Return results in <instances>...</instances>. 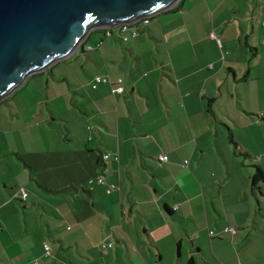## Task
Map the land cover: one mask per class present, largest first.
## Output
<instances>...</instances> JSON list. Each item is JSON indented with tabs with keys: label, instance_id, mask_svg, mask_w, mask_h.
Returning <instances> with one entry per match:
<instances>
[{
	"label": "crops",
	"instance_id": "0c3cea01",
	"mask_svg": "<svg viewBox=\"0 0 264 264\" xmlns=\"http://www.w3.org/2000/svg\"><path fill=\"white\" fill-rule=\"evenodd\" d=\"M149 20L125 43L91 32L68 58L82 60L80 89L61 75L71 97L48 82L52 97L26 109L32 126L0 124V264L206 263L202 235L227 227L238 233L209 232L230 252L212 249L214 263L253 251L264 264V183L252 190L256 166L264 174V0H181ZM96 76L123 78L128 94L93 89ZM109 152L118 163L102 161Z\"/></svg>",
	"mask_w": 264,
	"mask_h": 264
},
{
	"label": "water",
	"instance_id": "95a60500",
	"mask_svg": "<svg viewBox=\"0 0 264 264\" xmlns=\"http://www.w3.org/2000/svg\"><path fill=\"white\" fill-rule=\"evenodd\" d=\"M181 0H0V104L80 50L95 30L151 19Z\"/></svg>",
	"mask_w": 264,
	"mask_h": 264
},
{
	"label": "rangeland",
	"instance_id": "374dc122",
	"mask_svg": "<svg viewBox=\"0 0 264 264\" xmlns=\"http://www.w3.org/2000/svg\"><path fill=\"white\" fill-rule=\"evenodd\" d=\"M115 32L117 33V31L115 30ZM115 33V35H116ZM117 37V36H116ZM81 55V54H78ZM82 62L81 59H77L76 57L74 58H70V59H66L65 61H61L58 64H56L53 67L49 68L47 71L39 74H35L32 75V77H30V81L27 83V85L25 86V88H20L19 90L15 91L10 97H7L5 100H3V102L0 104V124H3L4 122V126H6V129L8 127V130H14L19 128V126L21 125L22 127H26V126H32L30 124L31 119H29L25 114H26V109L28 108H32L35 106V104H37V101L40 100V95L43 94L44 95V100L47 102V98L48 96L51 98L52 95L54 93V89L53 88H48L47 83L50 82V84L52 85H56L58 87H60L61 85L66 84L65 86L67 87V89L69 90V96L71 97V88L69 87V83L68 82H56V80H54L55 78L61 76V75H65L69 72V78L70 81L74 80L76 81V88L81 87L82 82L79 80L81 79V77H86L80 63ZM79 69V73L76 72V70ZM54 71V75L51 74V72ZM43 74V75H42ZM34 76V77H33ZM77 77V78H76ZM83 79V78H82ZM44 87H45V91H44ZM73 88V87H72ZM43 89V90H42ZM74 90V88L72 89ZM58 91H60V89L58 88ZM43 101V100H42ZM61 105L63 106V104L61 103ZM38 108V110L40 108H42L43 106L41 105H37L36 106ZM44 108V107H43ZM5 113L7 114V117L9 119V122H7V119H4V115ZM12 114H22V119H19L16 117V120H14L12 118ZM69 119L71 120V125L74 124V120H73V116L72 114L69 115ZM9 123V124H8ZM46 124V122H44ZM36 126V125H34ZM76 127V126H75ZM77 128H79V126H77ZM24 131V130H23ZM29 131V130H28ZM31 132V131H30ZM27 133L26 136H32L31 133ZM13 133H11L10 135V140L13 137L12 136ZM18 135V134H16ZM21 135V134H20ZM22 146V145H20ZM196 228H203L206 224V218L205 215L201 212V210L196 212ZM185 227H190V228H195L193 226V223H191L189 225L188 222H184ZM190 232H193L192 229H190ZM212 230H217L215 224H213V228ZM209 232H211L210 230H208L205 234V236L202 235V246L204 248V252H206L207 254V258L204 259L207 262L209 261L210 263H214L212 256V249L215 250L216 254L221 256L222 258H228L229 257V247H224V248H218V247H213L211 246V243L213 241L215 242H220L221 240L219 239H210L209 238ZM217 232V231H216ZM190 238H194V235H192V233H189ZM188 243V242H187ZM224 249L228 250V254L227 257H224ZM251 254H253L252 258H248L246 259V255L244 254L243 256V264H252L254 262H257L258 259L255 257L256 255H254L253 251H251ZM203 260V258H201ZM238 261L240 263V260L238 258ZM200 259L198 257V262H196L195 264H208L206 263H200ZM233 261H227V263L225 264H233ZM238 263V264H239ZM215 264V263H214Z\"/></svg>",
	"mask_w": 264,
	"mask_h": 264
},
{
	"label": "built area",
	"instance_id": "2783aa9c",
	"mask_svg": "<svg viewBox=\"0 0 264 264\" xmlns=\"http://www.w3.org/2000/svg\"><path fill=\"white\" fill-rule=\"evenodd\" d=\"M148 20L149 19L146 18V19L141 20L140 22H142L143 25L147 26L149 24ZM137 23H135V24H137ZM135 24L122 25V26H120L117 29H108L107 32H106V36L107 37L114 36L115 33H116L115 30H116L117 31L116 36L122 42H128L129 38L135 39L138 36L139 28L137 26H134ZM211 38L212 39H216L220 43V40L216 37L215 34H213L211 36ZM89 49H91V48H89ZM107 84H111L113 86L112 91H113L114 96L123 97L126 94H128V91L125 88V83H124V79L123 78L117 79L115 84H113V81L111 80L110 76H96L92 80V88L93 89H97L98 87H100L102 85H107ZM88 129L91 131V127L88 128ZM89 140H91V138H89ZM101 158H102L103 162H109V161H112L114 163H118L119 162V157L117 155L112 154L111 152L102 154ZM159 161L162 162V163H165V162L168 161V157L166 155L160 156L159 157ZM185 163L188 165L187 161ZM106 183L107 182L104 179H102V178L99 179V183L98 184L104 185ZM108 186H109L108 192L113 191V190L116 189V187L114 185H108ZM28 196H29V193L25 189H21L20 190V199L22 201H26ZM0 231H1V228H0ZM237 233H238V230L232 229L231 227H227L222 233H220L218 235H216L215 232H213V231L210 232V236L223 238L227 234H231L232 236H234ZM107 247L111 248L112 245H109V244H107V245L104 244L103 245V248H107ZM44 249H45L46 256L50 257L51 256V249H50L49 245L46 244L44 246Z\"/></svg>",
	"mask_w": 264,
	"mask_h": 264
},
{
	"label": "trees",
	"instance_id": "16d2710c",
	"mask_svg": "<svg viewBox=\"0 0 264 264\" xmlns=\"http://www.w3.org/2000/svg\"><path fill=\"white\" fill-rule=\"evenodd\" d=\"M152 19V18H151ZM149 22H150V20H148ZM140 25H143V23L142 22H138L137 24H135L134 26H137L138 28L140 27ZM149 25V24H148ZM147 25V26H148ZM144 26H146V25H144ZM146 26V27H147ZM107 32V30L105 31V33ZM125 43V42H124ZM230 139H231V143L236 147V143H235V141H234V137H233V135L231 134L230 135ZM241 153V152H240ZM242 154V153H241ZM264 183V174H263V170L260 168V167H257L256 166V173H255V175H254V177H253V188H252V190H253V192L255 193V194H257V192H259V190H260V186H261V184H263ZM194 259H191L189 262H188V264H194Z\"/></svg>",
	"mask_w": 264,
	"mask_h": 264
}]
</instances>
